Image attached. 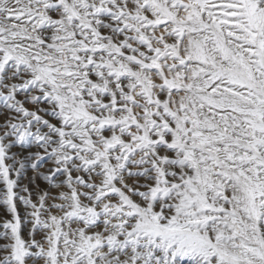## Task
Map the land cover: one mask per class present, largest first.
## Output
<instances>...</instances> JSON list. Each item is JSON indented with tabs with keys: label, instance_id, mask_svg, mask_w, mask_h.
<instances>
[{
	"label": "snow or ice",
	"instance_id": "6c2138e0",
	"mask_svg": "<svg viewBox=\"0 0 264 264\" xmlns=\"http://www.w3.org/2000/svg\"><path fill=\"white\" fill-rule=\"evenodd\" d=\"M0 264H264V0H0Z\"/></svg>",
	"mask_w": 264,
	"mask_h": 264
}]
</instances>
